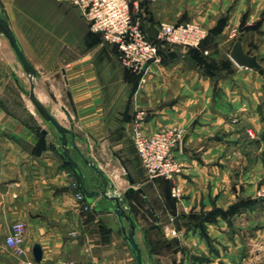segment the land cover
I'll use <instances>...</instances> for the list:
<instances>
[{
	"label": "crops",
	"instance_id": "crops-1",
	"mask_svg": "<svg viewBox=\"0 0 264 264\" xmlns=\"http://www.w3.org/2000/svg\"><path fill=\"white\" fill-rule=\"evenodd\" d=\"M223 1L222 9L199 17L212 34L204 54L161 45L159 23L177 1L132 0L134 19L161 45L158 60L134 72L70 0H0L36 69V97L63 125H73L82 152L118 191L131 187L128 174L142 189L126 199L148 264H264V117L258 111L264 75L231 58L244 1L232 0L231 8V0ZM249 4L264 9V0ZM243 46L264 68V35L244 33ZM30 80L0 32V264H136L116 214L106 210L110 203L98 196L101 206L86 209L90 203L78 198L77 173L27 99ZM138 110L148 114V134L184 132L176 153L181 198L172 195V181L148 178L132 135ZM71 154L92 188L93 169L75 149ZM17 220L27 226L23 254L6 243ZM35 243L43 250L40 262Z\"/></svg>",
	"mask_w": 264,
	"mask_h": 264
},
{
	"label": "built area",
	"instance_id": "built-area-1",
	"mask_svg": "<svg viewBox=\"0 0 264 264\" xmlns=\"http://www.w3.org/2000/svg\"><path fill=\"white\" fill-rule=\"evenodd\" d=\"M88 20L90 29L99 33L103 40L117 47L123 65L142 72L149 64L158 60V44L144 31L134 19L131 0H70ZM208 31L195 22L172 23L161 21L158 39L161 42L178 44L190 49H199ZM147 112L138 110L132 123V135L137 153L144 165L149 179L165 178L172 181V195L180 198L181 187L176 183L183 165L177 158L184 132L173 128L148 134L145 130ZM78 198L84 200L82 192ZM93 204L86 205L88 209ZM26 223L15 221L6 243L16 253L26 251ZM56 264H78L73 261Z\"/></svg>",
	"mask_w": 264,
	"mask_h": 264
},
{
	"label": "water",
	"instance_id": "water-1",
	"mask_svg": "<svg viewBox=\"0 0 264 264\" xmlns=\"http://www.w3.org/2000/svg\"><path fill=\"white\" fill-rule=\"evenodd\" d=\"M0 32L8 39L19 63L22 65L26 73L31 78V87L27 92L36 109L40 115L50 124L51 132L54 134L58 141V146H55L64 156L65 160L73 167L79 178L80 188L88 201L93 205H98V202H94L95 198L101 196L104 200L108 201L111 205L106 208L115 213L122 228L123 236L129 243L133 256L136 260V264H148L144 258L141 244L136 239L137 229L140 227L137 220L133 217L130 209L127 206V196L131 193H135L137 190L142 192V189H135L133 187V180L128 174V179L131 187L121 193L118 191L116 184L110 180L104 170L90 157L85 155L76 142V134L73 131V125L67 127L63 125L57 117L50 112L49 109L44 106L34 93L33 77L36 75V69L26 57L22 46L20 45L14 31L12 30L9 21L0 8ZM231 58L239 65L250 67L258 70L264 75V68L256 54H252L249 50L246 51L243 46V33L240 34L235 41L231 51ZM67 115L69 113L66 111ZM42 134H48L50 131L45 128H41ZM72 136L70 141L68 135ZM71 148L75 149L82 161L89 165L94 171V181L92 182V188L87 186L89 177L85 173L84 169L71 154ZM126 222L128 226L126 225ZM32 254L37 262L42 260L43 250L39 243H35L32 247Z\"/></svg>",
	"mask_w": 264,
	"mask_h": 264
},
{
	"label": "rangeland",
	"instance_id": "rangeland-1",
	"mask_svg": "<svg viewBox=\"0 0 264 264\" xmlns=\"http://www.w3.org/2000/svg\"><path fill=\"white\" fill-rule=\"evenodd\" d=\"M175 1H177V5H174L172 8H170V12H169L170 18L163 19L162 21H168V22H172V23L195 22V23L199 24L200 26H202L203 28H205L208 31V35L204 39V41L202 42V44L198 50H203L202 52L204 54L209 53V50L207 48V41L212 34H211V31L205 26V24L199 19V17L201 14H204L207 12H209L211 14L215 11H219L220 9L223 8L224 1L223 0H175ZM243 1H244V4L242 5V8L240 7L239 8L240 10L236 13L240 22H239V26L236 27V29L234 31L233 38H231L232 41H236L241 33H243V35H244V33L251 34L255 37H256V35H259V34L264 35V27H263L264 9L263 8L262 9L254 8V6L249 4V0H243ZM231 3H236V2H232V0H231L229 8H231V6H233ZM131 8H132V0H131ZM132 14H133V12H132ZM227 14H230V11H227ZM133 16H134V14H133ZM176 16L178 19L176 18ZM175 20H176V22H175ZM223 20L221 19L219 24H218L219 29H222L224 26L225 20L224 21ZM92 33H95V32L92 31ZM157 37H158V35H157ZM161 45H165V46L167 45V46L172 47V46H175L178 44L174 45V44L168 43V42H161ZM161 45L158 44V50L159 51H160L159 47ZM27 99H28L29 103H31V105L36 109L35 105L33 104L32 100L30 99L29 95L27 96ZM36 111L40 115V113L38 112L37 109H36ZM258 111H259L260 117L263 118L264 117V106L259 107ZM169 129H173V128H169ZM165 130H167V129H165ZM258 133H259L258 131L257 132L254 131L255 135H258ZM250 135H252V132ZM259 144H260V140H258V145ZM176 183L178 184V178H177ZM171 190H172V188H171ZM171 193H172V191H171ZM181 197H182V195H181ZM101 203L102 202L98 203L97 207H100ZM109 205H111V204H109ZM106 210H108V209L106 208ZM126 225L128 226V224H126Z\"/></svg>",
	"mask_w": 264,
	"mask_h": 264
},
{
	"label": "trees",
	"instance_id": "trees-1",
	"mask_svg": "<svg viewBox=\"0 0 264 264\" xmlns=\"http://www.w3.org/2000/svg\"><path fill=\"white\" fill-rule=\"evenodd\" d=\"M192 50H194V51H198V49H192ZM67 162V161H66ZM68 163V162H67ZM69 164V163H68Z\"/></svg>",
	"mask_w": 264,
	"mask_h": 264
}]
</instances>
